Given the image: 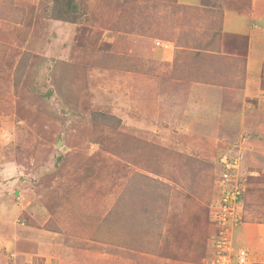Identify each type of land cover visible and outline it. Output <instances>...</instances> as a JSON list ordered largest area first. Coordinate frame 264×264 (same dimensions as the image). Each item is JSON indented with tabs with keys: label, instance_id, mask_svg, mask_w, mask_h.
Segmentation results:
<instances>
[{
	"label": "rangeland",
	"instance_id": "rangeland-1",
	"mask_svg": "<svg viewBox=\"0 0 264 264\" xmlns=\"http://www.w3.org/2000/svg\"><path fill=\"white\" fill-rule=\"evenodd\" d=\"M191 7L0 0V197L24 199L26 215L46 229L62 231L57 216L77 209L80 222L118 225L114 235L104 228L83 236L99 243L93 264H141L149 256L154 264H238L246 252L244 264H264L260 241L237 236L246 225L264 231V91L207 111L204 122L198 110L181 109L183 123L174 124L139 93L159 75L245 87V50L221 54L222 11ZM187 48L206 50L205 63ZM184 50L190 60L183 62ZM237 191L226 206L242 219L224 224L221 199ZM115 194L122 216L94 204ZM61 242L66 250L45 263L70 254L83 260V241Z\"/></svg>",
	"mask_w": 264,
	"mask_h": 264
},
{
	"label": "crops",
	"instance_id": "crops-1",
	"mask_svg": "<svg viewBox=\"0 0 264 264\" xmlns=\"http://www.w3.org/2000/svg\"><path fill=\"white\" fill-rule=\"evenodd\" d=\"M179 3L188 6L191 5V8L195 6L197 9L204 12L206 9L210 10V12L217 11V9L222 11L223 29L221 33L223 35V46L221 54L234 56L238 55L237 51L245 50L247 55L245 59V87L231 85L233 84L232 79H230L232 81L231 84L229 82L228 86H214L204 83L201 80H193L192 78L178 80L158 74L159 76L154 77L155 80L147 79L144 84L139 86L141 98L143 96L148 98L145 104L155 103V113H158L160 118L171 120L173 124L183 123V120L179 122L177 119H179V116L184 115V112L180 113L181 109L185 111L186 108L192 110L190 113L198 110L195 111V115L204 122L207 118V116H205L207 111L212 112L218 108L231 109L235 107L237 103L248 101L250 96H256L257 93H262L264 91L262 87L264 52L261 44L263 41L264 27L259 24L264 21V0H179ZM210 4H214V6ZM229 41H231V43H228ZM172 49L171 47L168 52L173 53L174 51ZM158 50L161 52V55L164 54L162 48H158ZM187 51L203 53V51L206 50L187 48ZM184 52L185 50L181 53ZM187 53L188 52H185V59H181V61L190 60V54ZM168 56L170 55L166 56L167 59L169 58ZM202 58H204V56L200 55L197 61H202ZM174 61L171 64V68L174 69L175 73ZM193 61L194 55L192 56L191 62ZM202 62L205 63V61ZM198 72L202 75L210 71L205 69L203 72L199 70ZM235 72V70H233V73L229 71L228 74L234 76ZM165 73L166 72H164V74ZM192 76L197 77L195 74ZM262 102L263 104L260 103V106L264 107V101ZM213 115L215 116V114ZM223 115L231 117L234 116L235 113L234 115H232L231 112L227 115ZM18 199H21V197L17 198L16 194L7 195L5 198L0 197V264H47L45 262L49 260L45 259L51 257L56 260L58 254L66 250L62 247L63 245L61 242L65 239L66 241H75L77 247L81 246L79 240L86 244L85 249L82 250L83 260L77 258L76 255L70 254L68 261L59 260L58 264H93L94 262L92 261L93 259L95 260L94 256L96 254V249L99 247V243L90 239L85 241L83 240V236L95 238V234H102L101 230L104 228L108 230L107 232L110 235H114V233H116L115 231L118 230V225H112V227L107 226V223H105V225L101 221L97 223L93 218L87 219L85 222H80L81 217L79 216L78 209L77 213L71 214L70 211V213H65L64 215L60 213V215L57 216L62 231L58 228L46 229L47 227L32 222L30 214H28L29 212H27L26 215V201H24V199L18 201ZM94 204H99V206H101L99 207L100 211H105V214H108L110 210H114V212L120 213L121 216L123 215V210L116 207V194L114 197L107 196L100 202H94ZM25 215L26 218L22 219ZM253 227H247L246 225L237 229V236L239 238L245 237L247 239H253L255 242H257L256 239L259 240L260 242L257 243L259 246L257 252L260 254L262 252L261 248L264 247V241L260 240L264 236V231L262 232L261 228H259L254 234ZM92 244L97 246H91ZM149 257L150 258L145 261H141V258H139L140 263H159L156 262L158 258L156 259L155 256ZM167 262L170 264L176 263L174 260Z\"/></svg>",
	"mask_w": 264,
	"mask_h": 264
},
{
	"label": "built area",
	"instance_id": "built-area-1",
	"mask_svg": "<svg viewBox=\"0 0 264 264\" xmlns=\"http://www.w3.org/2000/svg\"><path fill=\"white\" fill-rule=\"evenodd\" d=\"M223 176L224 178H227L228 177V173L227 172H224L223 173ZM237 189V187H235ZM235 194V192H233L231 195L230 193L229 194H226V196H224L221 201L224 202L225 204V207L222 209V211H224L223 213L222 212H216V214L218 215V217L220 218L221 222L222 223H226L228 221H231L233 220L235 222V225H238L240 220L242 219L241 215H239L236 211V207H228L226 205H228V201L229 199H235L238 201L239 199V196H240V191H237L236 194L234 197L233 195ZM226 211V212H225ZM227 230V229H226ZM224 232L223 231H220V234H223ZM246 256L247 255V252H246V255L245 254H240V257L238 259V264H244L245 261H246ZM226 264H229L228 262Z\"/></svg>",
	"mask_w": 264,
	"mask_h": 264
},
{
	"label": "trees",
	"instance_id": "trees-1",
	"mask_svg": "<svg viewBox=\"0 0 264 264\" xmlns=\"http://www.w3.org/2000/svg\"><path fill=\"white\" fill-rule=\"evenodd\" d=\"M200 52H198V55H201V54H199Z\"/></svg>",
	"mask_w": 264,
	"mask_h": 264
}]
</instances>
